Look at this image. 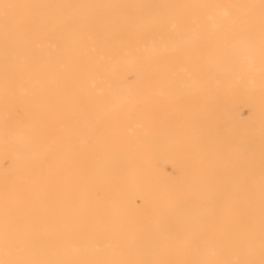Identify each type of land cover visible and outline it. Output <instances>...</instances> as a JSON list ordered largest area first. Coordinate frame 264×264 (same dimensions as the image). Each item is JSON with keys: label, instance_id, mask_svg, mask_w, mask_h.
Here are the masks:
<instances>
[{"label": "rangeland", "instance_id": "rangeland-1", "mask_svg": "<svg viewBox=\"0 0 264 264\" xmlns=\"http://www.w3.org/2000/svg\"><path fill=\"white\" fill-rule=\"evenodd\" d=\"M18 1L4 4L8 19L23 14L36 24L46 18L40 6L70 21L77 2ZM85 3L78 10L84 21L109 16L118 38L140 53H42L40 67L37 53L1 51L0 79L12 83L0 86L2 133L8 146L16 142L14 151L36 148H20L30 153L18 159L1 133L0 150L15 165L0 163V264H264V58L251 60L261 67H240L231 53L198 51L209 5L243 11L252 24L264 16V0H110L106 11ZM182 24L194 43L174 45L175 53L151 49L180 38ZM150 64L160 65L161 72L153 68L160 79L140 73ZM205 65L213 66L210 75ZM109 68L110 78L128 72L117 102L118 81L103 98ZM59 72L67 76L62 84ZM140 86L150 94L129 93ZM100 94L101 108L89 113ZM63 118L72 119L70 136L48 140Z\"/></svg>", "mask_w": 264, "mask_h": 264}, {"label": "bare ground", "instance_id": "bare-ground-1", "mask_svg": "<svg viewBox=\"0 0 264 264\" xmlns=\"http://www.w3.org/2000/svg\"><path fill=\"white\" fill-rule=\"evenodd\" d=\"M33 1H35V0H19L17 4L21 5L22 2L26 3V2H33ZM94 1L98 2L99 5L102 6V10L106 11L110 7V0H94ZM6 2H11V0H0V54H2L1 51H3L4 49L7 50L9 48H17L18 50L16 53H37L36 55L39 58L38 59L39 66L43 67L42 53H65L66 56H68V57H75L79 53H140L139 49H138L139 46L129 47V46L125 45V43L123 42V40H121V38H118V35H117L118 23L115 20L111 19L109 16L104 18L103 19L104 21H102V23H97V21H98L97 19H89V20H87V22L83 20V18L79 15L78 10H80L79 6H81V7L83 5L89 6L87 3H85V2H88V0H79V1L77 0V2H75L76 4L74 6L69 7L68 10L72 14V19L70 21H68L66 18V12L65 13H55V14L49 16L50 15V13H49L50 7L48 5L40 6V8H41L40 10L43 12V14L46 16V18H45V21L43 23H38V24H36L35 22H32L29 18L25 17L23 14L12 16V18L9 20L8 19L9 15L6 13V7L4 6V4ZM235 8L239 9L240 12L243 10V8L241 6H237ZM208 9L210 10V13L207 14L209 20L204 22L206 27H204L202 30L201 44L198 47V51L200 53H213V54L218 53L217 56H219L220 58L227 57L231 53L232 57H234V59L236 60L237 64H239L240 67H247V66H249V64L255 63V60L259 57L264 58V16H262L261 20H258L256 22L250 24L244 18V15L242 14L243 11H242V13L235 15L233 13H228V11L225 9L224 6L213 7V6L209 5ZM230 16L237 17V19L235 21H232V22L227 21L225 19V17H230ZM181 26H182V28H181L182 30H181L180 38L175 39V36H173L175 40H172L171 42H167V43H166L165 39L162 38L159 41H157L156 43L149 44L151 49L154 48L156 45L160 44L161 48H164L165 53H175L173 51L174 45H178V46H181L183 48H186L188 45L194 43L195 42V37H194L195 34H194V31H192V28L190 26L184 25V24H182ZM50 35H52V36H50ZM57 36H61V37H57ZM52 38H54V39H52ZM50 41L54 42L52 44V46L49 44ZM185 44H188V45L184 46ZM254 56H256V57H254ZM123 57H125V56H122L120 59H122ZM253 57L255 58V60H254V62H251V60H253ZM160 58H162V57H160ZM218 59H216V60L219 61ZM223 59H225V58H223ZM127 60L130 61V59H127ZM111 61H113V60H111ZM225 61H227V60H225ZM114 62H115V60L113 61V64H114ZM122 62L125 65L124 59L121 60V64H122ZM145 62H146V60H145ZM147 62H148V60H147ZM230 62L232 64V61H230ZM260 62H262V61H260ZM207 63L212 65L213 63H216V62H213V63L207 62ZM256 63L259 64L258 61ZM56 64L58 66H63L64 62L59 61ZM105 64L109 65L110 63L106 62ZM228 64H230V63H228ZM257 64H255V65H257ZM150 65L151 66H149L148 69L145 70V68H144V70L142 69L143 72L140 71V73H144L142 75L148 76L152 72L154 74V76L152 74H151L152 77H151V75H149L150 79L152 80V78H155L158 80V78H159L158 75L161 74V73L157 74L158 71L160 70V65H158L159 67H157L156 65L153 66L152 64H150ZM233 65H234V61H233ZM251 65H253L255 67L254 64H251ZM207 66H209V65H205V67H207ZM225 66H227V65H224V68H225ZM258 66H260V64L257 65L256 68ZM195 67H196V65H195ZM210 67H213V66H209L208 69L205 68L207 74L209 73L207 71H210V69H209ZM262 67H264V65H262ZM110 68L107 71H104V74H108V75H104V74L102 75V78H103V76H106V78L104 77V80L106 79L105 80L106 84L105 83H104L105 85L103 84V86H105V87H103V89L105 88V90H103L101 88V91L102 90L105 91L103 93V98H104L105 93L108 92L107 89L109 91H111L110 86L112 87V84L114 82L118 81V83L117 82L114 83V85H115V87L113 86L114 89L112 87V90H116L115 93L117 92L115 94L116 96H118V99L116 98V102H117V101H119L120 96H121L119 94V92H120L119 89H122L120 86L118 87V85H121L123 87L122 84L125 83V81H123V83L120 81V79H121L120 77L123 76L122 78H125L126 75L128 77V74H127L128 72L126 71L127 69H125L124 72H122V76H120V74L118 73L117 75H114L113 78L112 77L110 78L109 74H111L113 72V71L112 72L110 71ZM141 68H143V67H141ZM153 68L158 70L157 73L155 70H153ZM256 68H255V70H256ZM101 69L102 68H100L99 70L102 71L101 73H103V69L102 70ZM260 71L264 72V71H262V69ZM159 72H161V71H159ZM204 72L205 71L200 73V71H199L198 73L202 74V75L199 74L200 76L198 74H197L198 75L197 76L195 73H194V75L197 76L198 78H200L201 80H203L205 78H208V75H210V74L207 75ZM133 73L134 74H132V72L129 73V76H132V75L134 76L136 74L135 72H133ZM203 73L205 75H207V77L203 76L204 75ZM252 73H253V71H252ZM56 74H58V75H55L56 81L60 84H62V82H64V79L67 78V76L65 74H62L60 72L56 73ZM155 74H157V76ZM162 75H163V71H162ZM169 76L170 75H168V77ZM190 76L192 77V75H190ZM190 76H189V79L191 78ZM247 76H250V75H247ZM134 77L136 78V76H134ZM134 77H133V80L135 79ZM149 77H147V78H149ZM201 77H204V78H201ZM143 78H145V77H143ZM92 79H93V76H92ZM99 80L102 83V79L100 78ZM110 82H111V84H110ZM128 82H129V80H128ZM35 83H37V82L32 80V81L27 82V84L23 83L24 85L22 84V87H30V86L34 85ZM1 85L6 87L7 89L12 87V83L6 78L0 79V86ZM253 85L254 84L251 83L250 86H253ZM255 85H254V87H255ZM256 86H258V85H256ZM259 87L260 86L257 87L258 91H259ZM76 88H77V85H76ZM139 89H137V90L134 89L135 91L132 89L133 90L132 91L130 88V90L132 92L129 91V93L133 94L135 92L139 93V91L140 92L145 91V90H143V87L141 89V86ZM212 89H216V88H212ZM128 90L129 89L126 88V90H125V88H124L123 92L124 93L128 92ZM209 90H211V89H209ZM243 90L246 91L245 88ZM150 92H148V93L143 92V93L145 95V94H150ZM128 94H126V95H128ZM124 95H123V97H124ZM207 95H209V94L207 93ZM99 97H102L101 94H100V96L98 95V97H96V99H95L96 102L92 101V99H91V102H93V105H91L89 113L90 112L92 113V111L94 109L98 108V105H99L98 100L99 99H100V101L101 100L103 101V99H101ZM93 100H94V98H93ZM125 100H127V99L125 98ZM91 102H90V104H91ZM103 106H104V104H103ZM134 106H136V105H134ZM139 107H140V105H139ZM100 108H98V109H100ZM86 110L84 111V113L81 112L78 114H80V116H82L81 115L82 113H83V115L86 114V112H87ZM80 111H82V108ZM88 114H86L87 116L86 115L83 116V122L85 120V118H84L85 116L89 117ZM128 116H130V115H128ZM79 119H81V118L79 117ZM85 121H87V119ZM71 122H72V119L70 120L69 118H63V119H59L58 121H56V123H54L53 126L51 125L49 130L46 132V136L49 138L48 140H52V142H53V140H55L58 137H59V139L60 138L62 139L63 138L62 136L65 133L66 134L64 136L67 135L66 137H69L70 136L69 134H71L70 133L71 130L74 128V127L71 128V125H70ZM74 123H76V121ZM1 124L4 125V123H1ZM1 124H0V135L2 132H6L5 125H4L5 129H4V127L1 126ZM19 125L20 124H18V126ZM22 126H24V124ZM1 128H2V130H1ZM83 128L80 130H83ZM7 131H9V130L7 129ZM67 131H68V133H67ZM5 134L8 135V137H7L8 140L6 139L8 142L4 139V138H6ZM5 134L2 133L4 138H2L3 137L2 135L0 136V138H2L4 141L7 142V143H5L2 140L3 143H5L4 146L6 147V150L8 148V151H9L11 148L13 150L12 152H15V151L17 152L16 155H18V154L20 155V153H21L20 148H22V150H21L22 152L25 151L24 150L25 148L23 149V147L28 148V150L27 149L26 150L30 151V152L34 147L36 148V145L35 146L32 145V148L28 147V145L27 146L24 145V146H22L19 149H16L14 151V149L12 147L15 146V148H16V142H15V145H11L12 147L8 146V145H10V144H8L10 136L8 133H5ZM18 136H20V134ZM53 138H55V139H53ZM22 139H24V138H22ZM44 140L47 141V139H44ZM11 141H13V140L11 139L10 143H12ZM13 143H14V141H13ZM0 146H2V148L4 147L2 143L0 144ZM19 146H17V147H19ZM39 146H40V144H39ZM29 148L31 150H29ZM1 150H0V163L1 162L8 163L10 161V158H12L11 152L3 151V150L1 151ZM18 150H19V152H18ZM30 152H27V154ZM47 153L48 152H46V154ZM50 153H52V152H50ZM23 154H24V156L21 153L22 157L20 155V156H17V158L19 157L18 159H20V158L23 159L27 155L26 153H23ZM14 156H15V154H14ZM41 156H42V154H41ZM47 156H45V157H47ZM14 158L17 160L16 161V163H17L19 160L16 158V156ZM45 159H47V158H45ZM12 160H13V158H12ZM13 162L12 163L9 162V163H11L13 166V164L15 163V162L14 163ZM10 165H9V167H10ZM5 168L4 167L1 168V166H0V170L1 169L4 170ZM8 172H9V170H8ZM12 172H14V171H12ZM7 174L11 175V172H9ZM3 177H4V175H3ZM232 188H234V186ZM141 190H142V188H141ZM0 227H2V226H0Z\"/></svg>", "mask_w": 264, "mask_h": 264}]
</instances>
